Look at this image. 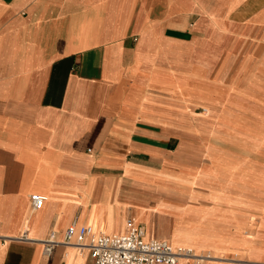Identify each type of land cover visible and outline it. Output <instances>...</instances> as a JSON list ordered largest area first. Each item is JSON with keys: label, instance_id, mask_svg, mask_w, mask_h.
Segmentation results:
<instances>
[{"label": "crops", "instance_id": "0c3cea01", "mask_svg": "<svg viewBox=\"0 0 264 264\" xmlns=\"http://www.w3.org/2000/svg\"><path fill=\"white\" fill-rule=\"evenodd\" d=\"M255 31L264 0H0V264L89 263L43 253L72 222L264 264V173L207 110L262 96Z\"/></svg>", "mask_w": 264, "mask_h": 264}, {"label": "built area", "instance_id": "2783aa9c", "mask_svg": "<svg viewBox=\"0 0 264 264\" xmlns=\"http://www.w3.org/2000/svg\"><path fill=\"white\" fill-rule=\"evenodd\" d=\"M32 209L40 208L47 197L42 194L29 196ZM43 243V253L50 255L56 244L74 246L80 252L88 253L89 263L83 264H177L181 259L191 264H203L207 256L195 255L193 250L173 246L163 239H145L144 230L129 223L124 234L97 232L91 225L72 222L58 241L51 232Z\"/></svg>", "mask_w": 264, "mask_h": 264}, {"label": "rangeland", "instance_id": "374dc122", "mask_svg": "<svg viewBox=\"0 0 264 264\" xmlns=\"http://www.w3.org/2000/svg\"><path fill=\"white\" fill-rule=\"evenodd\" d=\"M240 40L242 41L239 42L240 45L251 56L252 63L260 67L259 77L260 82H263V94L262 96H239L237 98L241 99L237 101L232 96L212 97L218 101L219 109L225 115L221 118L226 120V126L228 124L229 128L226 130L229 129L232 132L234 141L241 142V147L236 146L232 151L247 161V167L252 172L261 170L264 173V32L255 31L250 35H243ZM235 106L238 107L235 108ZM255 248L256 246H249L248 250L252 253Z\"/></svg>", "mask_w": 264, "mask_h": 264}, {"label": "bare ground", "instance_id": "6f19581e", "mask_svg": "<svg viewBox=\"0 0 264 264\" xmlns=\"http://www.w3.org/2000/svg\"><path fill=\"white\" fill-rule=\"evenodd\" d=\"M257 88V87H256ZM250 89V88H249ZM253 89H255V88H253ZM217 96V95H216ZM223 101V100H222ZM227 104V103H226ZM218 110L219 109V103H218V101H216L215 100V102H214V104H213V106L212 107H210V106H208L207 107V110ZM225 110V109H224ZM234 111V110H233ZM226 112V111H225ZM226 114V113H225ZM232 114H234V113H232ZM219 115V114H218ZM222 115V114H221ZM228 118V117H227ZM217 120V119H216ZM219 121V120H218ZM224 123V122H223ZM243 124V123H242ZM228 125V124H227ZM216 127V126H215ZM240 127V126H239ZM245 129V128H244ZM240 130V129H239ZM242 130V129H241ZM246 132V131H245ZM220 133H222V132H220ZM247 133V132H246ZM249 133V132H248ZM224 134V133H223ZM229 134H231V133H229ZM228 134V135H229ZM230 136V135H229ZM241 136V135H240ZM243 136H244V134H243ZM217 137V136H216ZM220 138V137H219ZM209 146V145H208ZM210 148V147H209ZM213 148V147H212ZM215 150V149H214ZM218 150V149H217ZM212 153H214V152H212ZM211 153V154H212ZM215 154H218V152L217 153H215ZM220 155V154H219ZM217 156V155H216ZM225 158V157H224ZM211 159V158H210ZM217 170V169H216ZM215 171V170H214ZM235 171V170H234ZM218 173V172H217ZM220 173V172H219ZM222 173V172H221ZM228 173V172H227ZM229 173H230V171H229ZM231 174H233V173H231ZM223 175V174H222ZM216 176V175H215ZM228 176V175H227ZM231 177V176H230ZM225 178V177H224ZM207 179V178H206ZM227 182V181H226ZM212 183H214V182H212ZM226 184V183H225ZM224 184V185H225ZM254 185V184H253ZM260 185V184H259ZM250 187V186H249ZM248 187V188H249ZM247 188V187H246ZM255 189V188H254ZM257 190H260V189H257ZM262 191V190H261ZM255 194H257V193H255ZM259 194V193H258ZM261 195V194H260ZM248 221V220H247ZM257 223V222H256ZM263 224V223H262ZM262 229V228H261ZM256 230V229H255ZM242 231V230H241ZM244 235H249V232H245L244 233ZM263 240V239H262ZM173 246H183V247H188V248H191L192 250H193V252H194V254L195 255H198V256H202V255H199V254H196L195 253V250H194V248L193 247H191V246H188V245H174V244H172ZM187 259V258H186ZM204 259H206V258H204ZM187 260H189V259H187ZM180 261V260H179ZM178 261V262H179ZM190 261V264H191V260H189Z\"/></svg>", "mask_w": 264, "mask_h": 264}]
</instances>
